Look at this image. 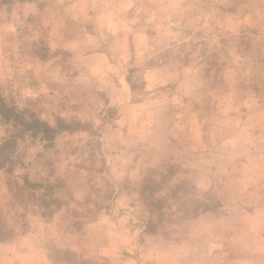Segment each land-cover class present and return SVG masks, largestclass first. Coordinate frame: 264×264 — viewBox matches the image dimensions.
Instances as JSON below:
<instances>
[{
    "label": "rangeland",
    "instance_id": "1",
    "mask_svg": "<svg viewBox=\"0 0 264 264\" xmlns=\"http://www.w3.org/2000/svg\"><path fill=\"white\" fill-rule=\"evenodd\" d=\"M0 97V264H264V0H0Z\"/></svg>",
    "mask_w": 264,
    "mask_h": 264
},
{
    "label": "trees",
    "instance_id": "2",
    "mask_svg": "<svg viewBox=\"0 0 264 264\" xmlns=\"http://www.w3.org/2000/svg\"><path fill=\"white\" fill-rule=\"evenodd\" d=\"M0 118L6 121L11 122L15 127H17L18 125H23L24 128H32V131H35L36 133H40L42 138L47 140V141H51L53 139V136L56 135L57 133H60L62 131H66L69 130L70 128L62 123L61 121H59L56 124V127L53 128L51 126H49L46 122L43 121H38L36 119H25L22 118V116L15 111V109L12 106H8L3 99L0 97ZM14 139L10 138L7 139L5 141H3V143L0 144V168H2L6 161L9 160V149L10 147H12ZM203 210H207V207L205 206ZM157 219L158 221H160V219L163 217V214L161 212L157 213ZM198 214V213H197ZM2 227L4 226H0V240L1 239H5L6 236H3L5 234L9 235L12 233L11 229H3ZM155 231V225L152 223L151 225H149L146 228V232L147 233H153Z\"/></svg>",
    "mask_w": 264,
    "mask_h": 264
},
{
    "label": "crops",
    "instance_id": "3",
    "mask_svg": "<svg viewBox=\"0 0 264 264\" xmlns=\"http://www.w3.org/2000/svg\"><path fill=\"white\" fill-rule=\"evenodd\" d=\"M208 210H209V208L207 207V210H203V209H202V211H200V212H206V211H208ZM200 214H201V213H200Z\"/></svg>",
    "mask_w": 264,
    "mask_h": 264
}]
</instances>
